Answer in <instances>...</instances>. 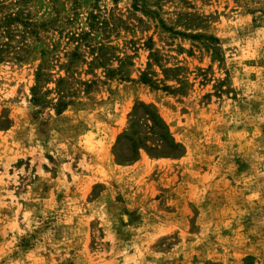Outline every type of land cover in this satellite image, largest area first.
Returning <instances> with one entry per match:
<instances>
[{
    "label": "rangeland",
    "instance_id": "rangeland-1",
    "mask_svg": "<svg viewBox=\"0 0 264 264\" xmlns=\"http://www.w3.org/2000/svg\"><path fill=\"white\" fill-rule=\"evenodd\" d=\"M0 45V264H264V0H0Z\"/></svg>",
    "mask_w": 264,
    "mask_h": 264
},
{
    "label": "trees",
    "instance_id": "trees-1",
    "mask_svg": "<svg viewBox=\"0 0 264 264\" xmlns=\"http://www.w3.org/2000/svg\"><path fill=\"white\" fill-rule=\"evenodd\" d=\"M5 20H7V21H5ZM9 20H11L9 18V16H7L6 18H3V20H2V24H4V25H2V27H4V31L2 30V33H3V35H5L4 36L5 39H8L11 36L10 31L8 29L9 28V25H8V21ZM2 53H3L2 45H0V59L2 57L1 56ZM139 111L140 112H144L145 115L147 116V120L150 121L151 125L149 127V130L151 131V133L153 135L159 136V133L155 129L156 126H159V127H161L164 130V133H165L164 135H162V138L169 137L168 133H167L166 126L164 125L162 120L159 118V116L156 114V111H155V109H154V107L152 105L144 104L142 102H136L134 104V106L132 107V109H131L130 113L128 114V116L133 118L135 116V114L137 112H139ZM118 138H119V136H118ZM170 142H171L170 146L172 148L176 149V148L180 147L178 144L173 143L172 140Z\"/></svg>",
    "mask_w": 264,
    "mask_h": 264
}]
</instances>
